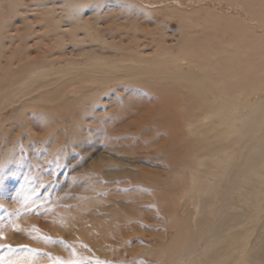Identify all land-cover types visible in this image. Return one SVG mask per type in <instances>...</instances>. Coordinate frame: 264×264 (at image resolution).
<instances>
[{"label":"rangeland","instance_id":"1","mask_svg":"<svg viewBox=\"0 0 264 264\" xmlns=\"http://www.w3.org/2000/svg\"><path fill=\"white\" fill-rule=\"evenodd\" d=\"M78 3L86 5L79 12H73L72 6ZM238 3L233 0H0V230L5 236L0 244L14 249L10 253L7 248H0V257L4 258L0 264L9 261L19 264H156L147 256L169 249L172 232L166 239L163 233L168 229L170 218L182 217L179 223V219L173 220L174 224L184 226L188 222L187 211L191 207L185 204L184 196L179 198L184 195L185 177L177 180L176 175L184 171L186 176L189 170L181 169L183 165L178 163V169L176 166L168 173L164 166L166 156H150L154 160L142 158L141 169L159 170L161 176L168 173V181L162 180L159 190L143 188V185L141 188L131 183L133 177L126 175L108 179L92 170L90 163L102 154L113 161H123V167L138 174L135 163L130 165V157L121 153L133 148L142 154L139 147L153 143L147 138L148 132L154 140L158 136L168 139L170 135L178 146L176 158L182 164L186 161L185 151L180 147H185L190 143L189 137H194L186 136L188 127L182 118L185 106H179L171 94V104L157 95L162 91L169 98L160 87L169 86L174 78L182 79L172 77V72L166 70L171 66L168 60L180 55L189 43L194 48L206 49V56L214 55L215 59L212 58L211 67L207 66V77L182 62L183 79H188L187 76L213 79L215 75L216 79L230 80L239 77L244 69L247 71L244 64L243 71L237 69V74L234 70L241 63L237 60V66L233 56V37L237 39L240 25L244 26L242 30L249 28L263 37L264 23L250 14L248 6ZM78 16L104 37L105 44L78 42L68 33L57 32L56 21L63 30L75 28L74 18ZM77 34L79 38L84 36L82 30H77ZM233 65L236 67H231ZM211 69L217 72L213 75ZM161 79H169L171 83ZM188 84L189 91L184 89L186 86L179 89L181 101L184 102L189 93L188 101L192 103L196 100L191 88L193 82ZM251 95L245 103L253 100ZM255 95L254 100L258 97ZM163 112L169 115L172 129L162 130L159 117ZM146 119L147 122H142ZM135 120L144 125L135 124ZM134 127L142 128L136 137L130 131ZM76 129L79 132H74ZM111 166L106 170L121 169V166ZM158 191H163V196ZM132 206L140 212L148 209L150 213H146H155L159 222L148 223L137 218ZM125 210L127 213L123 212ZM212 212L216 215L215 208ZM229 212L233 213L231 209ZM74 213L83 221V226L79 221L77 228L90 229L99 240V247L79 237L73 223ZM204 214V223L208 224L207 212ZM131 216L133 221L125 222ZM68 221H71L70 227ZM126 223L127 226L136 223V229L141 227L156 235L147 239L135 234L134 228H126ZM13 225L19 230L14 231ZM194 241L197 247L203 246L202 238H194ZM261 246L253 251L256 253L253 264L263 261L258 253L264 251V245ZM134 250L139 253L133 254Z\"/></svg>","mask_w":264,"mask_h":264},{"label":"bare ground","instance_id":"2","mask_svg":"<svg viewBox=\"0 0 264 264\" xmlns=\"http://www.w3.org/2000/svg\"><path fill=\"white\" fill-rule=\"evenodd\" d=\"M233 1L242 3L241 5L244 4L246 5L245 7L248 6V8L246 9L250 11V14L254 16V18H257L259 19V21L264 23L263 0H260L258 2H256L257 0L255 2L254 0H233ZM85 5H86L85 3H78L74 5V7L72 6V11L76 12L78 10L79 12L82 9V7ZM187 17L186 19L188 20L189 18ZM74 23L76 25L74 26L75 28H67V29L65 28L63 30V27L58 26V22L56 21L54 23V27L57 29L58 33L60 32L68 33V35H70V37L75 41L85 42L88 40L90 42L105 44L106 40L104 39V37L99 35L96 29H93L91 26L82 22L79 16L74 18ZM232 27L234 28V26ZM242 27L240 25L241 30L236 37L237 39H234L233 37V40H235L234 41L235 46L233 45V47L235 48V53L232 54L233 56L235 55L236 64L238 63L237 60L241 63L239 64V66L237 64L238 66L237 68H234L237 74L239 73L238 70L240 71L242 69L243 71L244 68L242 64H244L245 67H247V71H245L244 69L243 73L242 72L239 73L240 74L239 77H236L235 79H230V80L216 79L214 73L217 72L216 70L219 68L218 67L219 65L217 66L218 67L217 69L215 68L216 66L214 67L216 70L211 69L212 71H214L213 75L215 79L214 78L204 79L205 80L204 81L202 79H196V78L191 79L188 76H187L188 79H183L185 78V73H183L181 70V67L184 66V65L182 66L183 63L187 65L188 68H193V70H197L198 72H200V75L202 74L204 77H207V75H209L207 74V69H208L207 66L211 67L212 65H210V63L212 64L214 62V61L211 62V60L212 58L215 59L214 55L206 56V49L205 51L202 50L203 48L198 49L197 47H195L197 48L195 49L189 43L187 46L184 45L185 47L180 52V55L174 56L173 58H170L168 60L171 61L168 62L169 64H171V66L167 67L168 69L166 70L172 72V77L182 78V79L174 78L172 83L171 81H168L169 79H161V81L163 80L171 83L169 86L160 87L161 89L162 88L165 89L164 92L166 94L168 93L169 98L165 97L162 91L159 92L157 95L160 96L162 101L167 103L170 102L171 104V98H170V94H171L172 100L175 99L179 106L181 105L185 106L183 107V109L185 110L182 109L183 110L182 118L184 119L185 125H187L188 127L187 128L188 133H186L187 134L186 136H191L194 138L192 139L189 137V140L191 139L190 141L188 140L190 143L186 144L185 147H180L181 149H183V151H185L186 154L185 157L186 161H184L183 164L181 161H179L176 158V154H177L176 147L178 146L174 145V142L172 141L173 138H171L170 135H168V139L160 138V136H158L159 138L157 137L156 140L152 138L153 139L152 140L150 137L152 133L150 132H148L149 136H147V138L153 143H150V145L141 146V148L139 147L140 150L139 153L142 152V154H138V150L133 148H132L133 150L127 149V152L121 153L124 154V156L126 155L130 157L128 158L130 159V165L131 164L134 165L135 163L134 166H136V168H138L139 170L138 174H135L134 173L135 171L133 172L132 169H127L123 167L125 165L123 161L121 160L120 161L117 160L118 162L113 161L109 157H105L106 155L103 156L102 154H99L96 157L97 160L95 162L91 161L92 163H90L92 170L96 171V173L104 174V176L108 179H114V178L118 179L120 177L124 178V176L122 175H126L133 177V179L129 177L132 180L131 183L133 184H136L138 186L143 185L142 186L143 188L156 187V189L158 188V186L160 187L161 185H163V183L161 184V182L168 181L169 179V178L167 179L168 173L170 172L171 169H174L178 163L183 165L182 168L179 166L181 169H183L184 167L185 170L187 169L189 170V174L188 175L186 174V176L183 174L184 171L183 173H179L176 175L177 180L180 177L181 178L185 177L183 178L185 183H182L184 184V188H183L184 195L180 196L179 198H182L184 196V199H186L185 204H187L188 207H191L189 209L191 211L189 210L187 211L189 213L188 214L189 217L187 216L188 222H186L183 226L181 224H174V222H176V220L179 219L178 218L179 216L176 217L175 220H174L175 215L174 217L170 218V224L167 226L168 229H166V232L163 233V237L165 238L166 235L172 232V235H170L171 238H169L171 241L169 245V249L167 247L168 249L167 251H164L165 249H163L162 253L159 252L160 254H157L156 251V253L154 252L155 255L152 254L147 256L148 258H150L151 261L153 262L156 261V264H161L160 261H162L164 264H179L181 261L183 262L185 258H189V259L184 264H253L254 258H256L254 256V254L256 255V253L253 252L255 251L254 249L261 248L262 247L261 245H264V36L262 37L254 34L249 28H248L249 30L247 29V31L246 29L242 30ZM77 30L83 31L84 36L82 38H79L77 34ZM253 58L256 61L251 62L250 60H252ZM204 62L205 64L206 63L207 64L204 65L203 64ZM234 66L236 67V65H233L231 67ZM223 69L225 68L223 67ZM227 70H229V68H227ZM248 70L249 73L247 74L249 76H247L246 74ZM209 72H211L210 69ZM187 75H191V74L187 73ZM233 76H235V74H233ZM240 76H242V78ZM243 77L246 78L243 79ZM192 82H193V86L191 88L193 89L194 92L193 97L196 100L192 101V103L189 102L188 98L190 95L188 93L185 101L182 102L181 101L182 95L180 91L182 89H180V87L183 88L184 86H186L184 89L189 91L190 88L188 87L190 86V84L188 83H192ZM24 84L25 83L23 82V87ZM255 93L258 95V97H256V99L254 100L256 96ZM249 95H251L253 100L250 99V102L245 103L246 98ZM194 107H197L199 110H197ZM191 109L192 112L189 113ZM142 118H144V116ZM162 118L163 120H160ZM72 119L74 120L73 117ZM74 121L75 123H77L76 120ZM159 121L162 130L172 129L171 122L169 120V115L166 114L165 112H163V115L159 117ZM128 122L130 125V121ZM142 122L144 123L147 122V119L145 121L142 120ZM102 123L103 121L101 120V124ZM136 123L140 124L139 122H137V120H135V124ZM162 124L165 126H163ZM138 128L139 127L135 129L134 127L132 130H130L132 131L134 136L135 135L137 136L140 130H142V128L141 129ZM74 132H79V131L78 129H76L74 130ZM77 134L78 133H75L74 135L76 136ZM142 138L143 140H145L144 137ZM170 143H172L173 145ZM169 144L171 146H169ZM161 148L163 149L161 150ZM181 149H179L178 152H180ZM150 150L155 151V153H151ZM154 155L166 156V161H164V166L168 170V173L167 172L162 173L163 175L161 176V171L159 170L156 169L146 170L145 168L141 169L142 165L139 166L140 164L139 162L141 161V159L143 158L144 160L145 159L147 160V158H149L148 160H154L153 157L152 158L150 157ZM189 161H191L192 163ZM149 163L152 164L155 163V161ZM111 165H115V167L121 166V169L107 171L106 170L107 167ZM186 165L188 166L186 167ZM111 167H109V169ZM176 169H178V166ZM173 176L175 177V175ZM181 181L183 182V180ZM171 184H173V182H171ZM93 185L94 184H92L91 186L93 187ZM177 185L178 184H176V186ZM125 186H128V184H125ZM163 187L165 188V186ZM158 192L159 194H161V196H163L162 195L163 191L162 193L161 191ZM104 207L105 206H103V208ZM132 207H133L132 209H134V206ZM127 208L126 210L129 209ZM213 208H215L216 210V215L213 213L214 211L212 212ZM102 209L99 211H102ZM138 209L140 208L138 207ZM229 209H231L233 213L231 214L230 212L227 213ZM242 209H246L244 210L245 213ZM126 210L123 212L127 213ZM140 210H135L137 212L133 215L137 216V218L143 219L145 222L147 221L148 223L158 221V219L156 220L157 216H155V213L153 214V212H151L153 215L152 216L149 214L150 211H148V209L146 210V212L148 211L149 213H146L144 211L140 212ZM205 212H207L206 217L209 219L208 224H206V222L204 223L205 218L203 216H205L204 214ZM237 212H240V214L238 213L239 216ZM162 214L164 215L165 213ZM228 214H230V216H228ZM74 218L75 219L73 223H75L74 225L76 228L78 226L77 223L78 224L82 223L83 226V221L80 220L82 219V217L79 216L77 218L76 213H74ZM102 218H104V216H102ZM106 218L107 216L104 219ZM181 218L179 219V221H177L178 223L180 222V220H182ZM130 220L133 221L132 216L131 219L129 218L126 221L125 220L124 221L129 223ZM173 220L174 222H172ZM184 220L186 219L184 218ZM79 221L81 223H79ZM96 221L98 224L97 219ZM68 222H69L68 226L70 227L71 221ZM127 223L125 224L126 228H134L136 232L135 234L137 235H141L147 239L148 238L152 239V237L156 235L154 232L145 231L141 227H139V229L141 230L140 232L138 228L136 229V223L135 225H133L134 227L132 226L131 223L129 224L130 226L128 225L129 226L128 227ZM189 223L190 224L193 223V224H191L190 226ZM99 226H102V223ZM86 228H91V227L86 225ZM77 229H78L77 234L79 235L80 238L85 240L88 239L95 246L99 247L98 245L99 240L90 233L89 231L90 229L88 230L85 228L80 229V227H78ZM112 233H116V232H112ZM185 237H187L186 238L187 241H185L186 240ZM199 237L203 239V246L201 247L196 246L197 245L195 243L196 241L193 242L194 238L198 239ZM164 238H162V240ZM162 240L160 243H163ZM157 245L160 246L161 244L157 243ZM141 249L138 248L137 250H141ZM144 249L145 248H143V251L145 252ZM137 250L136 251L134 250L133 254L138 252ZM148 252L149 251H147V253ZM258 253L260 256L259 259L263 260L261 264H263L264 251ZM23 262L25 263V261ZM255 263L256 262H254V264Z\"/></svg>","mask_w":264,"mask_h":264},{"label":"snow or ice","instance_id":"3","mask_svg":"<svg viewBox=\"0 0 264 264\" xmlns=\"http://www.w3.org/2000/svg\"><path fill=\"white\" fill-rule=\"evenodd\" d=\"M13 230L18 231L19 229L15 225H13ZM4 239H5V236L3 235V231L0 230V241H2ZM0 248H7L10 253L14 251V249H12L10 245L0 244ZM3 260H4V258L0 257V262H2ZM8 264H18V262L17 261H9Z\"/></svg>","mask_w":264,"mask_h":264}]
</instances>
